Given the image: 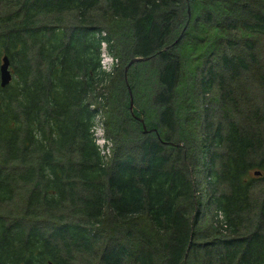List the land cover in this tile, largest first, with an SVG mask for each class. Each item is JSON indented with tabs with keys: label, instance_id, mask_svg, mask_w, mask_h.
<instances>
[{
	"label": "trees",
	"instance_id": "16d2710c",
	"mask_svg": "<svg viewBox=\"0 0 264 264\" xmlns=\"http://www.w3.org/2000/svg\"><path fill=\"white\" fill-rule=\"evenodd\" d=\"M3 55L0 264H264V0H0Z\"/></svg>",
	"mask_w": 264,
	"mask_h": 264
},
{
	"label": "rangeland",
	"instance_id": "374dc122",
	"mask_svg": "<svg viewBox=\"0 0 264 264\" xmlns=\"http://www.w3.org/2000/svg\"><path fill=\"white\" fill-rule=\"evenodd\" d=\"M180 19L184 21L185 19V12H183V10H180ZM195 52H190L189 55L186 56L185 60V65H186V68H187V71L185 73L186 76H190L192 74V69L194 68V61L197 59V57H195ZM100 56H101V63H102V66L105 68V69H109L111 67V61L113 63H116L118 62V59L117 58H114L113 55H111L109 52H108V49L106 47V44L104 42H101V53H100ZM136 56L132 55L128 61L123 65V69L126 70V65L128 63H130V65H128V72L130 71H133L135 69V67L138 65V63L142 62L143 60H138V61H134L133 60L135 59ZM154 64L158 63L156 62V59H154ZM126 72V71H125ZM239 73V71H238ZM128 75V74H127ZM242 73H239L238 77H241ZM228 81V80H227ZM183 82V81H182ZM156 83V82H155ZM158 89V84H155ZM118 99H119V96H118ZM118 99L116 100V104L112 105V116L111 118L113 119V123H115V121H117L118 123L122 121V118L120 115H124L125 113V106L120 108V110L118 109V106H117V102H118ZM148 98H146V96L143 94L141 95L140 97L138 96L137 99H133V103H132V108L130 110V112L132 110H137L139 111L140 110V107H148V104L146 102ZM175 99V105H176V108L178 109L181 102H182V99L179 97V94L177 93L176 95V98L174 97ZM211 107H219V105L217 103H215L214 105L211 104ZM176 108H174L176 110ZM118 111H120L121 113H118ZM128 111V109H127ZM129 112V113H130ZM177 113V112H176ZM112 123V124H113ZM125 124H123L124 126ZM104 126V125H103ZM95 135L97 136V139H101V137L103 136L102 133H104L105 131V128L102 127V123L100 120H97L96 123H95ZM105 127V126H104ZM101 134V136H100ZM140 134H137V136H139ZM102 144V143H100ZM111 145L112 143L109 142V149L108 148H105V151H109L107 152L108 156L111 155ZM257 167H252L251 171H250V175H253L252 174V171L254 169H256ZM260 175V174H258ZM264 182V177H257L255 180H253V183L258 187L259 184H262ZM254 191H256V189H253ZM256 194V192H255ZM206 196L207 194L204 193V192H200L197 196H196V200L198 203L201 204V207L202 209L204 210L202 212V217H201V224L204 222V226H201L199 224V227L201 228H205V225L208 223V219H209V213L206 211V206H205V200H206ZM207 230H211V228L209 227ZM209 248H211V246H209Z\"/></svg>",
	"mask_w": 264,
	"mask_h": 264
},
{
	"label": "water",
	"instance_id": "95a60500",
	"mask_svg": "<svg viewBox=\"0 0 264 264\" xmlns=\"http://www.w3.org/2000/svg\"><path fill=\"white\" fill-rule=\"evenodd\" d=\"M143 59V57H135L134 60ZM10 61L6 55L2 57V62L0 63V82L2 85L8 83L11 80V70L9 68ZM130 106H132L130 104ZM254 174H260L261 171L259 169L253 170Z\"/></svg>",
	"mask_w": 264,
	"mask_h": 264
}]
</instances>
